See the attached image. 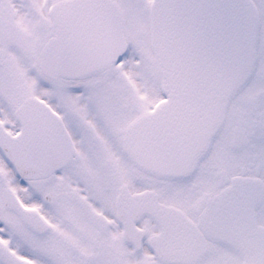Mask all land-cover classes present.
<instances>
[{
    "label": "snow or ice",
    "instance_id": "snow-or-ice-1",
    "mask_svg": "<svg viewBox=\"0 0 264 264\" xmlns=\"http://www.w3.org/2000/svg\"><path fill=\"white\" fill-rule=\"evenodd\" d=\"M0 264H264V0H0Z\"/></svg>",
    "mask_w": 264,
    "mask_h": 264
}]
</instances>
